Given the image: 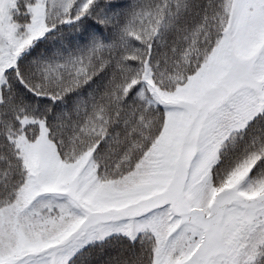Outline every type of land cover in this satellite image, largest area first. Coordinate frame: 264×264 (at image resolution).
Listing matches in <instances>:
<instances>
[{
	"label": "snow or ice",
	"instance_id": "obj_1",
	"mask_svg": "<svg viewBox=\"0 0 264 264\" xmlns=\"http://www.w3.org/2000/svg\"><path fill=\"white\" fill-rule=\"evenodd\" d=\"M0 264H264V0H0Z\"/></svg>",
	"mask_w": 264,
	"mask_h": 264
}]
</instances>
